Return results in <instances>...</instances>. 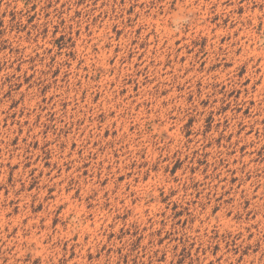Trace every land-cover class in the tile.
<instances>
[{
    "label": "rangeland",
    "instance_id": "374dc122",
    "mask_svg": "<svg viewBox=\"0 0 264 264\" xmlns=\"http://www.w3.org/2000/svg\"><path fill=\"white\" fill-rule=\"evenodd\" d=\"M0 264H264V0H0Z\"/></svg>",
    "mask_w": 264,
    "mask_h": 264
}]
</instances>
